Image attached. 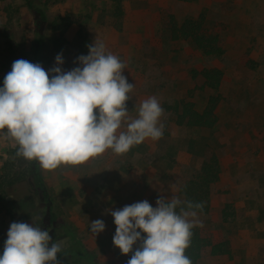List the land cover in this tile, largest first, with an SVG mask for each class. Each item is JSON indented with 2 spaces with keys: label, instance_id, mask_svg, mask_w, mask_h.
Segmentation results:
<instances>
[{
  "label": "rangeland",
  "instance_id": "1",
  "mask_svg": "<svg viewBox=\"0 0 264 264\" xmlns=\"http://www.w3.org/2000/svg\"><path fill=\"white\" fill-rule=\"evenodd\" d=\"M30 2L45 12L41 28L26 0H0V87H3L4 77L17 59L40 63L45 71L55 66L69 71L82 66L77 57L89 53L88 45L96 39L102 40L109 51L127 63L123 75L135 85L130 94L132 98L126 102L129 114L135 118L139 103L153 95L164 108L161 117L164 135L156 140L158 149L152 146L154 151L149 156L152 168L162 170L171 167V191L177 194L172 196L181 198L179 187L212 154L219 159L218 152L224 146L222 142L240 138L229 147L237 163L243 161V165L236 166L231 174L223 172L220 175L219 171L218 180L222 179L221 183L216 182L219 188L210 190V195L213 192L214 196L211 199L212 207L209 205L206 213L198 212V218L203 223V227H198L200 234L210 240L202 249L201 263L261 264L264 260V207L260 210L259 203L264 204V157L257 153L261 148L264 150V0ZM187 19L193 22L203 20L211 31V27H215V32L223 40V53L215 56L221 57L223 71L217 89L206 85V78L202 75L205 68H214L213 56L206 58L201 49L190 44L188 46L184 39L171 38L172 27L179 28ZM64 22L67 27L61 34ZM54 24L58 30L54 29ZM39 33L42 39L40 48H37ZM58 54H62L64 61L61 65L56 63ZM185 55H189L188 62L182 60ZM182 67H188L186 75L178 70ZM174 71L177 76L173 78ZM211 99L216 101L217 121L213 126L191 128L178 124L176 110L172 108L178 101H187L198 111H203ZM224 110L231 113L230 130L228 123L224 124L226 127L219 123L227 115L222 113ZM252 148L253 156L250 157L245 152ZM16 150L13 141L0 137L1 162H8L7 169L25 172L23 184L28 188L30 185L39 186L40 182L46 185L50 200L60 215L56 232L61 233L58 240L61 248L72 245L78 236L85 248L87 243L90 252H95L93 246L96 239L90 227L85 238L78 232L80 226L76 221L85 210L77 201L85 195V185L89 183L86 177L90 179V175L92 177L99 172L100 162L82 168L62 165L49 171L35 160L18 157ZM119 156L122 159V155ZM165 159L171 163L170 166ZM32 163H36L37 168L32 167ZM143 170L146 168L143 167ZM70 175L75 176L76 181H65L60 185L59 178ZM163 177L161 175L160 178L164 180ZM156 192L158 195L152 196L155 197L153 207L157 206L156 200L162 195ZM252 199L257 203H251ZM218 201L225 202L220 205ZM136 202L140 201L136 199L132 203ZM21 204L25 210L26 203ZM113 207L109 209L114 211ZM86 211L91 213L98 210L93 208ZM3 213H0V243L6 241L13 222ZM41 214L38 211L29 213L24 219L26 223L40 226L41 221L37 216ZM21 217L22 213H17V218ZM113 236L112 233L106 238L105 243H108L99 252L101 255L109 254L113 262L127 264L132 252L121 254L113 244ZM139 243L133 246V251ZM102 260L104 262L107 258L103 257Z\"/></svg>",
  "mask_w": 264,
  "mask_h": 264
},
{
  "label": "clouds",
  "instance_id": "2",
  "mask_svg": "<svg viewBox=\"0 0 264 264\" xmlns=\"http://www.w3.org/2000/svg\"><path fill=\"white\" fill-rule=\"evenodd\" d=\"M77 57L81 67L45 71L40 63L17 59L0 87V137L13 141L16 155L37 161L44 170L80 165L109 149L125 155L146 139L164 135V108L156 96L142 100L135 118L126 102L135 85L123 75L127 63L102 40ZM56 63L63 64L62 54ZM153 207L147 200L108 210L116 225L113 244L121 254L132 252L127 264H192L186 254L203 202L160 196ZM179 209V211H177ZM105 222L96 219L90 230L99 234ZM146 234V235H142ZM49 230L12 222L0 264H58L61 244L50 241ZM139 246L133 251V246Z\"/></svg>",
  "mask_w": 264,
  "mask_h": 264
},
{
  "label": "trees",
  "instance_id": "3",
  "mask_svg": "<svg viewBox=\"0 0 264 264\" xmlns=\"http://www.w3.org/2000/svg\"><path fill=\"white\" fill-rule=\"evenodd\" d=\"M26 2L33 10L38 23H40L38 27L41 28L42 22L45 21L44 10L38 5H33L30 0H26ZM54 25V29L58 30L57 25ZM64 25L65 27L60 29L61 34L67 27L65 22ZM172 31L190 39L193 45L201 49L206 56H218L223 53L221 36L215 30L211 31L207 28L203 20H194L193 22L191 19H187L179 28L176 26L172 27ZM41 36L42 34L39 33V37L36 39L37 48L41 46ZM58 42L57 40L56 43ZM221 74V71L217 68H205L202 72V75L206 78V85H209L212 89L218 88ZM215 102L211 99L210 104L203 111H198L193 107L192 103L184 100L178 101L172 108L176 110L178 124L191 128L213 126L217 121ZM1 161L2 156L0 154V213L4 212L3 215L10 218L13 222H26L24 217L29 213L35 214L36 211L42 213L37 216L39 221H41V228L49 230V234L52 237L50 244L52 242L58 243L61 233L56 232V229L59 227L60 215L50 200L46 185L40 182L39 186H31L29 184L30 188L26 187L23 184L26 176L25 172L21 173L16 169L9 170V167L7 169L8 162ZM32 167L37 168L36 163H32ZM219 171V159L215 154H212L198 170L194 171L192 177L184 180L183 185L179 187L180 199L203 202V210H198V212L206 213L210 207L211 185L218 181ZM21 203H26L27 208L25 210ZM35 207L36 209L34 210ZM17 213H22L20 219L17 218ZM80 240L77 236L72 241V245L70 244L69 247L62 249V252L57 254L58 264H97L95 253L88 251L80 243ZM4 243L5 241L0 243V255L3 254ZM208 243H210V240H206L200 234L199 228H194L190 247L186 250V254L192 260V264H202V249ZM261 264H264V260Z\"/></svg>",
  "mask_w": 264,
  "mask_h": 264
},
{
  "label": "crops",
  "instance_id": "4",
  "mask_svg": "<svg viewBox=\"0 0 264 264\" xmlns=\"http://www.w3.org/2000/svg\"><path fill=\"white\" fill-rule=\"evenodd\" d=\"M211 29L215 30L216 28L211 27ZM171 38L174 40L175 38L184 39L188 46L190 44L191 47L197 48L193 45L190 39L180 35L179 33L171 34ZM202 54L204 53L202 52ZM204 56L206 55L204 54ZM210 57L211 56H206V58H210ZM211 58H212V61H215V63L213 64L214 68L215 67L219 68L221 73H223L221 62H220L221 57L213 56ZM188 59H189V55H185L182 60H185L186 62H188ZM187 68L188 67H185V68L182 67V68H179L178 70L184 71L186 75ZM173 74H174L173 78L177 76L176 71H174ZM136 93L137 92H134V94ZM222 113H226L227 115L221 121H219V123L221 124V126H224V124L228 123L227 126H229V130H230L231 129V123H230L231 113L227 112V110L222 111ZM130 116L133 117V115H130ZM233 135L234 134L232 133L231 136ZM235 138L236 139L231 138L228 141L222 142V144H224L223 150L218 152V156L220 160V167L222 168L220 169V175L223 172H228L231 174L232 172H235L236 166L238 167L242 163H244L243 161H241L239 164L237 163V161L235 160V155L232 152L231 148L229 147L232 143L236 142L237 140H240V138L237 139L238 137H235ZM155 142L156 141H153L151 139H146L143 143L133 147L128 153H126L125 155H122V159L120 156L115 157V154H113L112 151L109 149L104 154H102L101 157L98 156L95 158H90L88 161L84 162L83 164L73 166L76 168H82V167H87L94 163L100 162L99 172H97V174H95L92 177L90 175V179L86 177V181H89V183L85 182L87 183V186L85 185V188H86L84 192L85 195L81 197L80 199H78L77 201V203H80L83 205L85 212L84 214L80 215V218H78L76 221V223L80 226V229L82 231V232L79 231L80 229L78 230L82 238L87 237L86 234H87L88 228L90 227V223L92 221L96 219H101L105 222V225H106L105 230L103 232H100L99 234H95L96 240L93 246L95 248L94 250L95 252H92V253H95L97 264H120V262L111 261L110 256H108L109 254L104 253L101 255V253L99 252V250L103 249L104 246L108 243V242L105 243L106 238L108 236H111L112 233L115 234V230H116L115 223L111 224L114 222V217L108 211L109 208L114 206L113 207L114 211L118 209H122L124 206L130 205L136 199L137 201H140V202L143 200H147L151 205H154L155 197L152 198V196L154 194L155 196L158 195L156 191H159V193L162 195L166 194V196H164L166 198H171L172 197L171 194L177 195L174 191H171V183H172V178L170 177L171 170H172L170 169L171 167H168V169L166 168L162 170H159L155 167L153 168L151 167V162H150L151 159L149 156L151 155L150 152H153L154 149L155 150L158 149V147H156L155 145L156 144ZM152 146L154 147V149L152 148ZM252 150L254 149L253 148L251 150L248 149L246 150L245 153L248 156L252 157L253 156ZM142 152H145V153H142ZM257 154L263 155L264 157V150H262V148L259 149ZM241 155H243V153H241ZM118 158H120V160H118ZM166 162L169 166L171 165V163L169 164L167 160ZM143 167L146 168L145 171L143 170ZM155 174H158V175H155ZM161 175L164 176L163 177L164 180L160 178ZM59 180H60V185H61V184H64L65 181L69 183L76 181V177L70 175L68 176V178L61 177L59 178ZM219 180H218V183H221L222 179L220 178ZM213 187L219 188V185L217 183H213L211 185V188ZM213 197L214 196L212 192L210 195V205H211V199H213ZM109 202H112L113 205ZM218 202L220 205H222V202H225V201H222V202L218 201ZM251 203L255 204L257 203V201L252 199ZM108 205L110 206L109 208L107 207ZM259 205L261 207L260 208L261 210L264 207V204L259 203ZM93 208H97L98 211H93L91 213L86 211V210H92ZM241 230L243 229H239V231ZM250 235L252 236V232L250 233ZM89 237L92 238L93 236H89ZM85 244H86V249L90 251L89 250L90 248L87 245V243ZM103 257L107 258V260H110V262H107V260L103 262L102 260Z\"/></svg>",
  "mask_w": 264,
  "mask_h": 264
}]
</instances>
